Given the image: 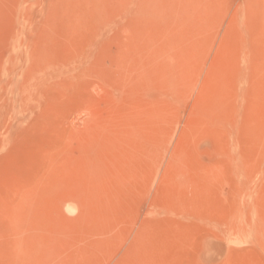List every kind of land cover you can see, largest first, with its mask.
I'll return each instance as SVG.
<instances>
[{"label": "rangeland", "instance_id": "rangeland-1", "mask_svg": "<svg viewBox=\"0 0 264 264\" xmlns=\"http://www.w3.org/2000/svg\"><path fill=\"white\" fill-rule=\"evenodd\" d=\"M0 264H264V0H0Z\"/></svg>", "mask_w": 264, "mask_h": 264}]
</instances>
